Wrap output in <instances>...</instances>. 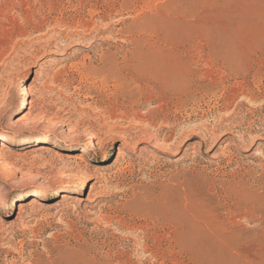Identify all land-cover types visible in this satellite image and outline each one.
I'll list each match as a JSON object with an SVG mask.
<instances>
[{"label":"rangeland","instance_id":"1","mask_svg":"<svg viewBox=\"0 0 264 264\" xmlns=\"http://www.w3.org/2000/svg\"><path fill=\"white\" fill-rule=\"evenodd\" d=\"M0 264H264V0H0Z\"/></svg>","mask_w":264,"mask_h":264},{"label":"bare ground","instance_id":"2","mask_svg":"<svg viewBox=\"0 0 264 264\" xmlns=\"http://www.w3.org/2000/svg\"><path fill=\"white\" fill-rule=\"evenodd\" d=\"M184 102V101H183ZM203 127V126H202ZM207 127V126H206ZM195 130V129H194ZM207 130V129H206ZM194 132V131H193ZM198 132V131H197ZM204 134V133H203ZM72 135H73V130L70 128V127H66V128H63L61 130V137L58 138V139H43V140H38L37 142L38 143H43V144H47L48 146L50 147H58V148H67V146L69 145L70 141H71V138H72ZM205 135V134H204ZM201 136V135H200ZM203 137V136H202ZM152 139V138H151ZM202 139V138H201ZM212 139V138H211ZM214 139V138H213ZM205 140V139H204ZM4 139H3V143H4ZM200 141V140H199ZM36 142V143H37ZM206 142V141H205ZM229 142V140H228ZM231 142V141H230ZM1 143V147H5L4 144ZM201 143V142H200ZM60 145V146H59ZM157 145V144H156ZM199 145V144H198ZM230 146V145H228ZM198 149V148H197ZM228 149V148H227ZM96 156V151L95 150H92L91 154H90V158H93ZM261 187V186H260ZM59 198L61 199V202H65L67 200L70 199V193L69 192H65V193H62Z\"/></svg>","mask_w":264,"mask_h":264}]
</instances>
